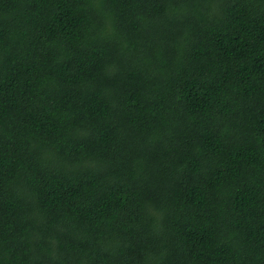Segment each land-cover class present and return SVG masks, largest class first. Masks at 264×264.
<instances>
[{
  "label": "trees",
  "instance_id": "1",
  "mask_svg": "<svg viewBox=\"0 0 264 264\" xmlns=\"http://www.w3.org/2000/svg\"><path fill=\"white\" fill-rule=\"evenodd\" d=\"M0 264H264V0H0Z\"/></svg>",
  "mask_w": 264,
  "mask_h": 264
}]
</instances>
